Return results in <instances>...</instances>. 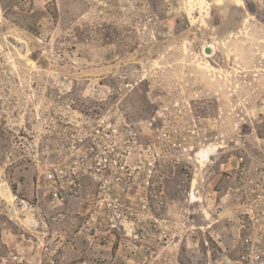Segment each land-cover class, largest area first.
<instances>
[{
    "label": "rangeland",
    "instance_id": "1",
    "mask_svg": "<svg viewBox=\"0 0 264 264\" xmlns=\"http://www.w3.org/2000/svg\"><path fill=\"white\" fill-rule=\"evenodd\" d=\"M204 1L0 0V264H264V0Z\"/></svg>",
    "mask_w": 264,
    "mask_h": 264
},
{
    "label": "bare ground",
    "instance_id": "2",
    "mask_svg": "<svg viewBox=\"0 0 264 264\" xmlns=\"http://www.w3.org/2000/svg\"><path fill=\"white\" fill-rule=\"evenodd\" d=\"M219 1H220V0H219ZM219 1H217V2H219ZM197 2H199V1H197ZM200 4H201L202 7L206 5L204 0H200ZM236 4H237V6H240V7H243V6H244V4H243L241 1H239V0H236ZM207 9L209 10L210 7L207 6ZM207 9H206V10H207ZM201 10H203V9L201 8ZM190 12H191V14H193V11H192V10H191ZM206 48H210V49H211V53L208 54V53H206V52L204 51V55H205V57H206V58L213 57V55H215L216 48H215L213 45H208ZM206 48H205V49H206ZM199 64H200V63H199ZM208 66H209V65H208ZM204 68H206V67H204ZM212 68H213V67H212Z\"/></svg>",
    "mask_w": 264,
    "mask_h": 264
},
{
    "label": "water",
    "instance_id": "3",
    "mask_svg": "<svg viewBox=\"0 0 264 264\" xmlns=\"http://www.w3.org/2000/svg\"><path fill=\"white\" fill-rule=\"evenodd\" d=\"M205 52L209 54V53H211V49L210 48H206Z\"/></svg>",
    "mask_w": 264,
    "mask_h": 264
}]
</instances>
